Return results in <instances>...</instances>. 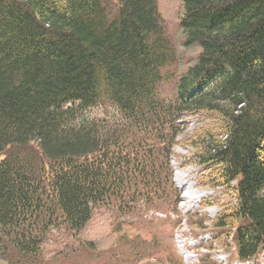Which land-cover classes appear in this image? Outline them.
I'll use <instances>...</instances> for the list:
<instances>
[{"label":"trees","instance_id":"16d2710c","mask_svg":"<svg viewBox=\"0 0 264 264\" xmlns=\"http://www.w3.org/2000/svg\"><path fill=\"white\" fill-rule=\"evenodd\" d=\"M181 7L199 51L167 96L157 0H0V264L37 263L50 231L96 207L159 205L186 114L210 120L195 146L212 180L235 181L217 226L240 257L264 250V0Z\"/></svg>","mask_w":264,"mask_h":264},{"label":"rangeland","instance_id":"374dc122","mask_svg":"<svg viewBox=\"0 0 264 264\" xmlns=\"http://www.w3.org/2000/svg\"><path fill=\"white\" fill-rule=\"evenodd\" d=\"M157 6L165 34L176 54L175 62L163 69L165 79L161 93L168 96L173 92L172 81L195 60L199 47L183 45L181 0H157ZM203 122L200 115L185 116L180 122L183 132L179 138L196 130ZM193 152L188 145H177L171 156L174 182L181 197L177 205L182 216L179 228L174 230L168 223L176 218L168 202L163 209L166 217L160 210H146L142 216L139 212L131 216L100 206L76 233L50 231L34 264H194L200 259V253L205 254L198 264H226L229 255L226 251L230 250L231 243L228 228H214V223L219 222L214 218L220 206L230 199L229 190L225 186L209 187L200 182L205 171L194 162ZM204 219L207 220L201 223ZM148 220H151L149 224ZM211 233L215 238L209 242ZM208 244V251L203 252L200 247ZM258 254L252 263L264 264V254Z\"/></svg>","mask_w":264,"mask_h":264}]
</instances>
